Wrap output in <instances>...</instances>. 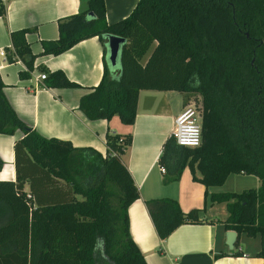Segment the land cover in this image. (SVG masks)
<instances>
[{"label": "trees", "instance_id": "trees-1", "mask_svg": "<svg viewBox=\"0 0 264 264\" xmlns=\"http://www.w3.org/2000/svg\"><path fill=\"white\" fill-rule=\"evenodd\" d=\"M5 9L0 0V15ZM57 27L58 37L42 40L41 54L94 35L102 40V76L78 103L89 119L117 115L133 124L141 89L200 94L201 143L182 146L171 133L158 162L174 175L187 164L206 190L232 172L257 176V187L212 192L210 199L225 203V229L259 236L256 255L264 264V0H138L113 22L105 0H88ZM29 30H11L10 40L31 67ZM110 35L124 37L114 62ZM46 77L50 86H79L61 70ZM3 86L0 76V133L21 129L23 136L14 144L17 179L0 180V264H147L129 230L127 209L139 197L122 160L131 134L109 135L105 153L46 137L17 115ZM146 206L161 238L199 220L196 208L183 211L172 197L147 199Z\"/></svg>", "mask_w": 264, "mask_h": 264}, {"label": "crops", "instance_id": "crops-1", "mask_svg": "<svg viewBox=\"0 0 264 264\" xmlns=\"http://www.w3.org/2000/svg\"><path fill=\"white\" fill-rule=\"evenodd\" d=\"M137 1L105 0L106 20L113 22L123 18ZM4 2L5 13L0 15V49H4L5 56L0 55V76L4 82L3 92L17 115L46 137L69 139L75 146H90L101 153L106 151L109 135H119L120 140L126 133L131 134L122 160L134 179L139 197L127 209L129 230L147 264H263V259L256 255L260 241L253 242L249 248V239L237 232L233 247L229 248L226 243L227 229L222 220L228 212L217 218L216 205L221 202L213 203L210 199L212 192L225 190L216 188L217 185L206 190L203 183L193 179L187 164L177 175L173 174L174 167L164 166L166 171L160 169L158 158L163 143L172 133L175 117L186 106L187 99L179 104L172 93L174 90L141 89L133 124H121L113 119L114 115L109 119L87 118L78 103L102 76L100 37L82 39L58 54H41L40 51L43 39L58 37V18L86 8L88 0ZM24 27L31 29L26 33V41L31 53L36 54L31 67L18 56L10 40L11 30ZM55 70L63 71L79 86H50L49 78L37 77L42 72L49 75ZM22 136L21 129L13 134L0 133V180L17 179L14 144ZM27 173L30 171L24 174ZM23 187L29 190L28 179L23 180ZM44 193L46 190L42 191ZM160 197L176 199L183 211L196 208L199 220L183 222L161 238L146 206L147 199ZM235 251L241 253L234 254Z\"/></svg>", "mask_w": 264, "mask_h": 264}, {"label": "rangeland", "instance_id": "rangeland-1", "mask_svg": "<svg viewBox=\"0 0 264 264\" xmlns=\"http://www.w3.org/2000/svg\"><path fill=\"white\" fill-rule=\"evenodd\" d=\"M129 6L130 4L127 6V9L129 8ZM150 50L151 49H149V51L143 57L142 61H144L145 58L148 56ZM172 93L174 97H176L179 104H181L185 99H187L186 106H191L195 110L198 109L200 98H201L199 93L190 92L189 94H186L184 92L177 91V90H174ZM113 119H117V121L121 123L117 115H114ZM197 122L200 123V117H198ZM258 184H259V178L253 174L232 172L227 176L224 183H222L221 185H217L216 188L220 190H225V191H241L249 187H256L258 186ZM226 214H227V209L224 206V202L217 204L215 216L217 218H222L223 216H226ZM243 237H245L246 239H249V243H248L249 248H251V244L253 242L255 241L259 242V236H255V237L247 236L246 234L243 233ZM242 245L244 247L246 246L245 244H242ZM245 248H247V246Z\"/></svg>", "mask_w": 264, "mask_h": 264}, {"label": "built area", "instance_id": "built-area-1", "mask_svg": "<svg viewBox=\"0 0 264 264\" xmlns=\"http://www.w3.org/2000/svg\"><path fill=\"white\" fill-rule=\"evenodd\" d=\"M0 55L5 56L4 49H0ZM37 77L38 79L47 78L45 72L40 73ZM198 117H200L201 121L200 109L195 110L191 106L183 107L176 115L172 131L176 143L187 147L198 146L201 143V126L197 122ZM160 169L166 171L162 165H160Z\"/></svg>", "mask_w": 264, "mask_h": 264}, {"label": "water", "instance_id": "water-1", "mask_svg": "<svg viewBox=\"0 0 264 264\" xmlns=\"http://www.w3.org/2000/svg\"><path fill=\"white\" fill-rule=\"evenodd\" d=\"M124 41V37L118 35H110L108 38V48H109V57L112 62L115 61V58L118 54L120 44ZM226 243L229 248H232L234 241L237 236V231L233 229L226 230Z\"/></svg>", "mask_w": 264, "mask_h": 264}]
</instances>
